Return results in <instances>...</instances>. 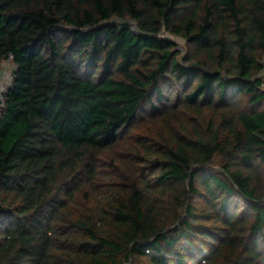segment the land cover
<instances>
[{
    "label": "trees",
    "instance_id": "obj_1",
    "mask_svg": "<svg viewBox=\"0 0 264 264\" xmlns=\"http://www.w3.org/2000/svg\"><path fill=\"white\" fill-rule=\"evenodd\" d=\"M10 55L0 264H264V0H0ZM147 111L194 125L106 179Z\"/></svg>",
    "mask_w": 264,
    "mask_h": 264
},
{
    "label": "rangeland",
    "instance_id": "obj_2",
    "mask_svg": "<svg viewBox=\"0 0 264 264\" xmlns=\"http://www.w3.org/2000/svg\"><path fill=\"white\" fill-rule=\"evenodd\" d=\"M129 18H119L115 16L113 21H128ZM161 35L170 37L177 41V48L180 49L181 55L187 53V48L185 41L183 38L170 34L165 30H162ZM264 62V58H263ZM11 72V69L9 70ZM7 84L10 83L11 79L5 78ZM193 114H188L187 112H180L177 117H169V122L166 123L162 117L156 116L154 119L150 117L148 111L142 114L136 121L132 122L130 126L126 129L125 136L121 137L118 143L105 151L102 155L104 170L107 174L106 179H115L116 175L120 173H124V171H128L126 165L128 163L129 153L135 151L138 147L140 141L148 142V139L151 137H160L161 135L163 141L171 136V132H174V136L182 135L184 133L185 126L191 127V124L194 125L193 122ZM160 140V139H159ZM153 150V149H151ZM153 157L158 156L155 153L152 155ZM152 157V158H153ZM259 193L264 192V182L263 179L259 181ZM264 200V197L262 198ZM173 227V226H172Z\"/></svg>",
    "mask_w": 264,
    "mask_h": 264
},
{
    "label": "built area",
    "instance_id": "obj_3",
    "mask_svg": "<svg viewBox=\"0 0 264 264\" xmlns=\"http://www.w3.org/2000/svg\"><path fill=\"white\" fill-rule=\"evenodd\" d=\"M132 27L134 28V30H137L134 23L132 24ZM12 59H13V56L10 55L9 58L5 59L1 63V67H0V107L4 105L5 93L9 85V83L7 84V81L5 80V78L7 77L9 79H12L13 77L12 73L16 66ZM10 69H11V72H9ZM262 75H263V82L261 85V89L264 90V67H263Z\"/></svg>",
    "mask_w": 264,
    "mask_h": 264
}]
</instances>
